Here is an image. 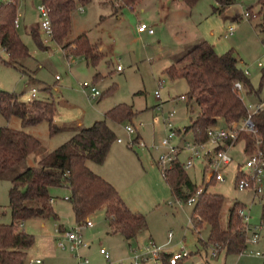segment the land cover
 <instances>
[{"label":"rangeland","instance_id":"rangeland-1","mask_svg":"<svg viewBox=\"0 0 264 264\" xmlns=\"http://www.w3.org/2000/svg\"><path fill=\"white\" fill-rule=\"evenodd\" d=\"M257 2L238 0L225 10V15L214 12V7H222L217 0H198L193 6L182 0H143L135 9L124 7L118 13V0H92L87 5L78 4L73 12L70 37L73 39L87 32L91 41L99 46L104 57L97 66H93L85 57L74 55V45L64 48L44 34L41 28L43 48H40L31 35V29L40 23L38 6L42 1L18 0L17 30L31 56L21 59L17 67L9 66L3 61L8 60V56L0 47V90L29 100L35 87L37 98L55 102L56 122L62 128L53 135L47 121L25 128L42 142V147L26 160L27 164H34L35 160L69 139L78 123L91 126L96 120L104 119L105 113L119 103L132 104L137 112L132 122L117 124L108 120L118 138L123 140H116L110 152L118 155V150L128 152L131 149V160L123 161V165L128 163L127 168L111 157L108 164L114 172L124 173V180L127 178L130 185L122 192V197L133 211L146 215L147 229L137 240H128L123 234L111 230L104 209L92 214L89 219L94 225L82 229L86 244L79 248V253L89 258V264H118L121 260L128 263L134 253L142 251L150 240L158 245L164 244L165 253L185 246L191 255L182 264H264V242L249 243L243 254H227L207 245L209 224L194 227L191 218L195 203L176 200L157 165L159 156L167 151L162 142L171 130L175 129L182 141L193 139L192 133L186 132V127L196 116L198 107L188 105V83L183 78L173 80L164 71L181 56L180 50L187 43L201 38L208 40L219 54L233 50L239 66L250 73L248 77L252 84L260 89L261 101L246 93L243 87L240 92L247 105L264 100V84L261 85L264 32L256 25L262 20ZM252 5L251 14L246 16L248 7ZM239 14L242 19H235ZM142 22L154 27L155 33H140L138 27ZM231 26L234 27L232 35L229 34ZM175 53L178 54L173 57ZM260 62L263 66H259ZM118 63L122 65V71H117ZM85 81L93 83L102 96L93 98L90 88L81 85ZM157 90L160 97L156 96ZM128 124L137 127L135 133H128ZM0 125L20 128V120L15 116L7 120L0 115ZM139 133L143 136L139 139L144 140L145 145H129V141ZM171 142L177 144L179 140L175 137ZM208 147L213 146L209 144ZM230 154L234 161L223 169L224 181L209 178L212 168L208 161L212 154L196 159L186 170L200 190L210 184V191L226 197L221 214L222 227L227 226L229 211L235 201L245 204L251 223L258 224L262 219L264 194L253 196L250 191L235 186L237 166L244 163L249 155L244 152V143L235 142L230 146ZM188 156L183 152L181 158L185 161ZM22 164L0 179V223L12 220L8 207L9 177L19 173ZM93 164V161L88 162L90 167ZM67 190V187L51 189L59 219L30 218L20 225L25 232L35 236L27 261L41 259V264L77 262L69 247L63 249L57 245L58 238L64 236L57 229L59 224L66 228L65 231L77 226L71 203L64 199ZM170 232L172 237L169 239ZM103 247L109 252L111 261L100 253ZM157 264H163L162 258Z\"/></svg>","mask_w":264,"mask_h":264},{"label":"trees","instance_id":"trees-1","mask_svg":"<svg viewBox=\"0 0 264 264\" xmlns=\"http://www.w3.org/2000/svg\"><path fill=\"white\" fill-rule=\"evenodd\" d=\"M41 1L50 12L52 40L62 44L64 48L74 45V55L83 56L88 64L97 66L104 54L91 41L87 32L73 39L70 37L73 12L77 5H87L92 0ZM118 1L120 5L116 13L124 7L135 9L142 0ZM182 1L193 6L198 0ZM217 1L222 7H214V12L225 15V10L238 0ZM17 2L18 0H0V47L8 56V60H3L4 63L13 67L19 66L21 59L31 56L29 47L23 43L15 26ZM257 6L262 20L256 25L264 32V0H258ZM253 8L254 5L248 7L249 15ZM235 19H242V15L235 16ZM40 28V23L33 26L31 35L37 45L43 48ZM164 71L173 80L183 78L187 81L188 105L193 108L195 104L198 112L191 118L186 132H191L193 139L200 143L208 141L207 130L211 126L222 122L224 125H239L250 115L244 97L236 88L237 82L242 83L246 93L262 100L260 89L254 87L251 79L239 66L235 52L230 50L219 54L208 40L196 43ZM263 84L264 73L261 78V85ZM56 113L57 108L53 101L37 97L22 100L16 93L0 90V115L7 120L14 116L20 120V128L0 125V179L9 170L23 163L21 171L9 177L8 207L12 220L10 223H0V264H27V251L35 243V236L20 228L24 220L60 218L53 206L55 196L51 189L54 187L69 189L70 194L66 200L71 203L78 224L84 223L92 214L104 209L111 230L123 234L128 240L134 239L147 229L146 215L133 211L119 190L88 165L89 161L104 163L113 143L118 139L108 120L117 124L132 122L137 113L134 106L128 103L115 105L105 113L104 119L80 128L57 148L35 160L34 164H27L26 160L42 147V142L25 128L47 121L51 135L58 133L62 128L55 121ZM251 122L254 131L237 127L238 137L233 144L242 141L245 153L251 155L260 152L264 159V109L252 113ZM139 137L140 135L137 138ZM229 144L231 140L220 144L216 150L226 148ZM163 176L178 200L188 202L200 189L180 159L174 160ZM209 185L200 192L191 221L195 228L209 224L207 245L227 254H242L248 247V230L238 211L246 205L235 201L229 211L227 226L222 227L221 214L226 197L210 191ZM261 220L264 222V203ZM62 229L60 226L58 231H65ZM161 258L163 264H170L169 254H162ZM178 264H182V261Z\"/></svg>","mask_w":264,"mask_h":264},{"label":"built area","instance_id":"built-area-1","mask_svg":"<svg viewBox=\"0 0 264 264\" xmlns=\"http://www.w3.org/2000/svg\"><path fill=\"white\" fill-rule=\"evenodd\" d=\"M39 16H40V26L44 34L48 37H52L53 29L52 22L50 18L49 9L45 4L41 3L38 6ZM19 15V14H18ZM246 16H249L248 12L245 13ZM18 20L15 19V26L17 27ZM139 32H147L149 34H154V27L151 25L142 22L138 27ZM234 27L231 26L229 28V32L233 33ZM46 41V40H45ZM259 66H263L260 62ZM123 67L120 63L117 65V70H122ZM245 73L249 75L250 73L246 70ZM58 78V76H57ZM83 88H90V95L93 98L99 97L102 93L101 91L90 82H83ZM237 90H243V85L241 82L236 83ZM37 96V89L32 88L31 97L34 98ZM156 96L160 97V92L156 91ZM259 109H264V100L258 104H249L248 110L250 115L247 119L242 121L239 125L234 124L230 125H222L217 124L211 126L207 130L208 141L204 143H200L192 140H183L179 137L176 130L173 129L162 142L164 146H166L167 151L161 154L158 158V164L162 171V174H165L166 171L172 166V163L176 159H180L184 168L187 169L189 166L193 165L196 159H203L205 156L210 157L208 163L212 168V171L209 172V178H215L217 181L225 180V173L223 169L231 164L234 159L230 154V146L233 145V142L238 137V128L241 130L254 131L253 124L251 122V114L258 111ZM169 125H171V120L169 119ZM126 129L129 134H133L136 132L137 127L134 125L128 124ZM139 136V134H138ZM137 136V137H138ZM136 137V138H137ZM178 138L179 142L177 144H172L171 140L173 138ZM133 138L129 141V145L131 146H144V140H140L139 138ZM227 140H231V144H229L226 148H222L216 150L217 146L226 142ZM118 142H123L121 138L117 139ZM140 141V142H139ZM209 144H212L213 147H208ZM132 148V147H131ZM182 152H186L189 154L188 158L184 161L181 159L180 155ZM238 170L236 172V180L235 186L240 190L250 191L253 196H262L264 194V159L260 152H255L251 155L247 156V159L244 163L238 164ZM202 190H198V192L189 199V203H196L198 196ZM247 206L239 209V215L243 219V221L247 224L248 237L247 243H259L264 242V222L261 220L258 224L253 225L250 221L251 216L247 212ZM94 225L91 219H87L84 223L78 224L75 228H71L67 231L59 232L64 236H60L57 240V245L60 248L65 249L69 247L77 262L75 264H89L90 260L87 256H83L79 253V248L85 245V241L83 239L82 229L86 227H92ZM169 239L172 237V232L168 234ZM165 246L158 245L152 240L148 242L146 246H144L142 251L135 252L134 255L130 258L128 263H125L123 260L119 261L118 264H157L160 261L162 254H165ZM217 251V250H216ZM215 252V251H214ZM100 253L105 256L108 261H111V256L109 252L103 247L100 249ZM166 254L170 255L169 261L170 264H178L184 259L188 258L191 255V252L185 248V246L181 247L178 251L168 252ZM216 254V253H214ZM42 263L41 259L27 261V264H35Z\"/></svg>","mask_w":264,"mask_h":264},{"label":"crops","instance_id":"crops-1","mask_svg":"<svg viewBox=\"0 0 264 264\" xmlns=\"http://www.w3.org/2000/svg\"><path fill=\"white\" fill-rule=\"evenodd\" d=\"M143 1V0H142ZM141 33V32H140ZM155 33V32H154ZM149 34V33H148ZM229 34L230 35H232V34H234V31H233V33H230L229 32ZM203 39H198L197 41H194V42H191V43H187L186 45H184V47L180 50V54L182 55L183 53H185L187 50H189L190 48H192L196 43H198V42H200V41H202ZM178 53H175V54H173V57L175 56V55H177ZM116 69H117V67H116ZM123 70V69H122ZM122 70H117V71H122ZM35 88V87H34ZM100 96H102V94L100 95ZM99 96V97H100ZM183 98H185V96L184 97H182V99ZM57 114V113H56ZM55 121H56V116H55ZM82 127H88V126H85L84 124H81V123H78V125H77V127H74L73 129H72V131H71V133L73 132V134L77 131V130H79L80 128H82ZM139 135L142 137V139H143V136L139 133ZM110 151H111V149H110ZM109 151V154H108V156H107V159L105 160V162L104 163H102V164H98V163H95L94 162V164L93 165H91V169L93 170V171H95L96 173H98L99 175H101L102 177H104L105 179H107L109 182H111L118 190H119V192H120V194L122 195V192H124L128 187H129V183H127V178L124 180V173L123 172H120V173H116V172H114L111 168H110V166H109V164H108V161H110L109 159H110V157L111 158H113L114 160H115V162L116 163H119V165L121 164V165H123V161L124 160H128V161H130L131 160V156H130V152H131V149H128V152H120V150H118V155L116 154V152H110ZM113 153V154H112ZM183 154V152L181 153V155ZM181 155H180V157H181ZM182 159V158H181ZM127 164L128 163H126L125 165H123V167H126L127 168ZM114 165V163L112 164V166ZM157 165H159L158 164V162H157ZM120 168H118V170H119ZM163 175V174H162ZM70 194V191L69 190H67V194L65 195V197H64V199L66 200V197L68 196ZM253 195V194H252ZM177 200V199H176ZM54 202H55V200L53 201V206H54ZM126 202V201H125ZM127 203V202H126ZM54 209H55V207H54ZM59 215V214H58ZM43 219V218H42ZM45 219V218H44ZM60 226H62V225H58L57 226V229L59 230V228H60ZM24 229V228H23ZM66 228L65 227H63V229L62 230H65ZM144 231H146V229L145 230H143V231H141L134 239H132V240H137L138 239V236L142 233V232H144ZM153 236L151 235V238H152ZM169 237V236H168ZM153 241V240H152ZM153 242H155V241H153ZM156 243V242H155ZM157 244V243H156ZM164 245V244H163ZM27 252H29V251H27ZM168 253V252H167ZM170 253V252H169ZM244 253V252H243ZM242 253V254H243ZM262 255L264 256V250H263V252H262ZM35 264H41V263H35Z\"/></svg>","mask_w":264,"mask_h":264}]
</instances>
